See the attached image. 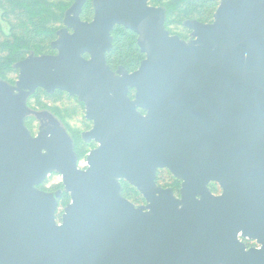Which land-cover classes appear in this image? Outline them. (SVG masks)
Returning a JSON list of instances; mask_svg holds the SVG:
<instances>
[{
    "label": "water",
    "instance_id": "obj_1",
    "mask_svg": "<svg viewBox=\"0 0 264 264\" xmlns=\"http://www.w3.org/2000/svg\"><path fill=\"white\" fill-rule=\"evenodd\" d=\"M85 1L65 10L55 54H29L14 84L0 79V264H264V0H218L211 22H182L189 40L149 0H91L83 20ZM115 25L145 55L132 72L106 63ZM37 88L84 104L81 139L98 144L86 168L59 121L27 106ZM27 115L53 126L32 135ZM158 168L179 196L155 183ZM51 172L62 190L38 187Z\"/></svg>",
    "mask_w": 264,
    "mask_h": 264
},
{
    "label": "trees",
    "instance_id": "obj_2",
    "mask_svg": "<svg viewBox=\"0 0 264 264\" xmlns=\"http://www.w3.org/2000/svg\"><path fill=\"white\" fill-rule=\"evenodd\" d=\"M70 3L71 0H0V79L12 83L17 74L14 63L28 54L40 55L53 52L50 43L55 39L56 31L62 27V18ZM150 3L165 7V28L171 34L180 36L179 32L189 31L182 25L186 19H194L203 23L211 22L219 2L218 0H150ZM92 14L91 0H86L80 17L83 20H90ZM3 22L7 28L2 24ZM111 33L113 35L112 46L105 55L107 64L111 68L121 64L128 71H133L145 56L139 50L136 34L122 25H115ZM180 37H186V35ZM37 92L42 93L41 96L46 102L56 97L57 93L61 94L63 98L73 101L83 112V104L78 102L75 96H70L64 91L48 94L43 89H38ZM130 94H133V89ZM37 103L41 105V102ZM83 121L89 124L87 120ZM73 139L75 150L76 140L79 141L78 144L81 147L87 148L88 144L80 142L78 133ZM156 182L161 186H170L175 193L178 191L179 181L173 178L166 169L157 171ZM122 185L124 197L131 199L130 197L133 196V203L143 201V197L134 187L128 185L126 181H122ZM128 192H132L133 195ZM68 201L69 194L63 192L59 198V205L63 207ZM60 214L61 212L56 213L57 220L60 219Z\"/></svg>",
    "mask_w": 264,
    "mask_h": 264
},
{
    "label": "rangeland",
    "instance_id": "obj_3",
    "mask_svg": "<svg viewBox=\"0 0 264 264\" xmlns=\"http://www.w3.org/2000/svg\"><path fill=\"white\" fill-rule=\"evenodd\" d=\"M72 1L73 0H71V3H72ZM71 3H70V5H71ZM2 24L6 26V24L4 22ZM6 28H7V26H6ZM179 34H180V36L186 35V37H181L185 40H189V38H190V34L186 31L183 33L179 32ZM30 52L33 53V51H30ZM11 78H13V77L11 76ZM14 80L12 82H14ZM41 95H42L41 92H37L36 95L34 97H32L33 101L31 102L32 103L31 108L35 109L36 111H42L44 109L51 111L53 113L54 117L57 120H59V122L67 128L68 133L70 135H72L73 137H76L77 133L79 135L81 133V131L88 128V124L83 121V120H86L83 116V112L81 111L80 108H78V106L73 101L66 99V98H63V95L57 93L56 97H53L48 102H46L42 98ZM37 102H41V105L39 106V104ZM27 122L29 124L30 129H31V132L33 134H36L37 133V126H36L37 121L32 116H30V118H28ZM76 143H77V148H76L77 163L80 165H86L85 164V162H86L85 157H86L88 151L90 149L94 148V145L88 144L87 148H84V147H81L80 144H78L79 141L76 140ZM42 189L51 190V191L62 190L63 185L61 182V176L56 172H51L47 176V178L45 179V182H44ZM63 192H64V190H63ZM128 194L133 195L132 192H128ZM130 198L131 199H129V200H131V201H132V199H134L133 196ZM63 208L64 207H61L58 203L55 214L57 212L62 213Z\"/></svg>",
    "mask_w": 264,
    "mask_h": 264
},
{
    "label": "flooded vegetation",
    "instance_id": "obj_4",
    "mask_svg": "<svg viewBox=\"0 0 264 264\" xmlns=\"http://www.w3.org/2000/svg\"><path fill=\"white\" fill-rule=\"evenodd\" d=\"M149 4H151L150 3V0H149ZM151 5H153V4H151ZM153 6H161V5H153ZM61 28V27H60ZM59 28V29H60ZM186 28V27H185ZM186 29H188V28H186ZM189 30V29H188ZM57 32V31H56ZM112 32V31H111ZM188 33L190 34V30L188 31ZM171 34V33H170ZM111 36H112V41H113V35H112V33H111ZM137 36V35H136ZM56 38V37H55ZM137 38V37H136ZM54 40V39H53ZM52 40V41H53ZM51 41V42H52ZM51 47V46H50ZM53 50V52L52 53H47V54H55L56 53V51L54 50V49H52ZM29 55V54H28ZM27 55V56H28ZM34 55V54H33ZM41 55V54H40ZM84 56L85 57H88V55L87 54H84ZM145 57V56H144ZM105 60H106V58H105ZM107 63V62H106ZM15 64V63H14ZM119 66H123V65H121V64H119V65H117L115 68H111L110 66V68L112 69V70H116ZM15 67V66H14ZM124 67V66H123ZM16 68V67H15ZM125 68V67H124ZM17 69V68H16ZM126 69V68H125ZM127 70V69H126ZM135 70V69H134ZM133 70V71H134ZM128 71V70H127ZM128 72H132V71H128ZM17 77H18V69H17V74H16V77H15V80H14V82H8V81H6V82H8V83H10V84H14L15 83V81L17 80ZM5 81V80H4ZM38 89H42V88H37L28 98H27V101H26V104H27V106L29 107V108H31V102L33 101L32 100V96L34 95V93H36L37 91H38ZM45 91V90H44ZM56 91H61V90H55L53 93H55ZM131 91V90H130ZM46 92V91H45ZM49 94V93H48ZM52 94V93H51ZM68 94V93H67ZM71 96V95H70ZM129 96L131 97V98H133L134 97V90H133V94L131 95L130 94V92H129ZM77 99V98H76ZM78 101V100H77ZM79 102V101H78ZM82 103V102H81ZM83 104V103H82ZM31 109H33V108H31ZM33 110H35V109H33ZM42 111H47V112H49V113H51L52 114V116H54L53 115V113L51 112V111H49V110H47V109H44V110H42ZM142 113H145L144 111H142ZM30 116H32L36 121H37V133L40 131V130H44V131H46V130H48V129H50L52 126H53V123H52V119L50 118V117H48V116H44V117H41V118H37V117H35L34 115H27L26 117H25V119H24V122H25V125L27 126V128L31 131V129H30V127H29V124H28V122H27V120H28V118H30ZM83 116H84V118H85V108H84V104H83ZM86 119V118H85ZM87 120V119H86ZM59 121V120H58ZM88 122H89V124H88V128L87 129H84L83 131H86V130H89L90 128H91V126H92V121H90V120H87ZM59 124L66 130V132L68 133V130H67V128L64 126V125H62L60 122H59ZM82 132V131H81ZM36 133V134H37ZM31 134L32 135H36V134H33L32 132H31ZM69 134V133H68ZM81 134V133H80ZM80 134H79V137H80V142H82V143H86V144H92V145H94V148L98 145L97 144V142H95V141H91V142H85V141H83L82 139H81V136H80ZM70 135V134H69ZM70 137L72 138V143H73V146H74V143H75V140L73 139V137L70 135ZM74 148V147H73ZM93 149V148H92ZM91 150V149H90ZM89 150V151H90ZM74 151H75V153H76V150L74 149ZM88 151V152H89ZM77 154V153H76ZM88 154V153H87ZM87 156V155H86ZM86 158V157H85ZM78 164V163H77ZM85 164L86 165H80V164H78V167L80 168V169H84V168H86V166H87V162H85ZM159 169H166V168H158L157 170H156V176H157V171L159 170ZM167 170V169H166ZM168 171V170H167ZM169 172V171H168ZM170 173V172H169ZM171 174V173H170ZM60 175V174H59ZM172 175V174H171ZM156 176H155V183L157 184V182H156ZM172 177L173 178H175L173 175H172ZM175 179H177V178H175ZM178 181H179V187H178V191H177V193H175L174 192V190L170 187V186H161V185H159V184H157L159 187H163V188H166V187H170L172 190H173V192H174V195L175 196H179V190H180V186H181V181L179 180V179H177ZM45 182V181H44ZM44 182L43 183H41L40 185H38V187L40 188V189H42V187H40V186H43L44 185ZM121 184H122V182H121ZM129 185V184H128ZM123 186V185H122ZM131 186V185H130ZM132 187H134V186H132ZM207 187H208V189L210 190V192L212 193V194H214V195H219V194H221L222 193V188H221V186L217 183V182H215V181H209L208 183H207ZM135 188V187H134ZM136 189V188H135ZM42 190H45V189H42ZM45 191H51V190H45ZM136 191L138 192V190L136 189ZM63 193V192H62ZM62 193H61V195H62ZM139 193V192H138ZM140 194V193H139ZM60 195V196H61ZM141 195V194H140ZM142 196V195H141ZM143 197V196H142ZM60 198V197H59ZM59 198H58V203H59ZM69 200H70V197H69ZM131 201V200H130ZM132 202V201H131ZM135 204V203H134ZM141 204H145V200H144V198H143V201L141 202V203H136L135 205L137 206V205H141ZM64 207V206H63ZM61 215V214H60ZM58 222L60 221V219L59 220H57ZM240 238V240L245 244V246H246V248H250V247H259V244H257L256 243V241L255 240H252V239H249V238H241V237H239Z\"/></svg>",
    "mask_w": 264,
    "mask_h": 264
}]
</instances>
